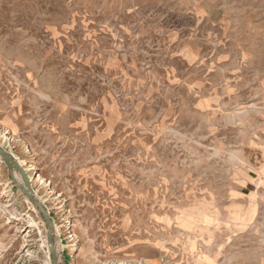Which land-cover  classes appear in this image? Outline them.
<instances>
[{
  "label": "rangeland",
  "instance_id": "obj_1",
  "mask_svg": "<svg viewBox=\"0 0 264 264\" xmlns=\"http://www.w3.org/2000/svg\"><path fill=\"white\" fill-rule=\"evenodd\" d=\"M0 147L59 264H264V0H0ZM46 232L0 157V264Z\"/></svg>",
  "mask_w": 264,
  "mask_h": 264
},
{
  "label": "water",
  "instance_id": "obj_2",
  "mask_svg": "<svg viewBox=\"0 0 264 264\" xmlns=\"http://www.w3.org/2000/svg\"><path fill=\"white\" fill-rule=\"evenodd\" d=\"M0 157L10 173L11 181L17 187V189L28 199L31 205L35 207V209L39 213L42 222L45 225V228L47 229L46 241L48 245L50 264H59L57 256L58 254L55 249L54 225L51 217L49 216L44 206L39 203V201H37L34 197L33 190L31 189L29 184L28 176L23 170V168H21L17 160H15L13 155H11L9 152L5 151L2 147H0ZM13 171H16L19 174L22 180V184H18L15 181L14 177L12 176Z\"/></svg>",
  "mask_w": 264,
  "mask_h": 264
},
{
  "label": "bare ground",
  "instance_id": "obj_3",
  "mask_svg": "<svg viewBox=\"0 0 264 264\" xmlns=\"http://www.w3.org/2000/svg\"><path fill=\"white\" fill-rule=\"evenodd\" d=\"M20 166H21V168H23L22 165H20ZM23 170L26 172V170H25L24 168H23ZM12 176L14 177L15 181H16L18 184H22V180H21L19 174H18L16 171H13ZM18 180H19V181H18ZM36 200H37V199H36ZM37 201H38V200H37ZM39 203H40V202H39ZM8 223H11V220L8 221ZM31 226H32V225H31Z\"/></svg>",
  "mask_w": 264,
  "mask_h": 264
}]
</instances>
